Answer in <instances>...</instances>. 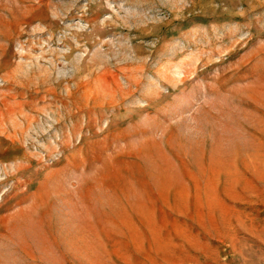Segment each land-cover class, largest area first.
Here are the masks:
<instances>
[{
  "label": "rangeland",
  "instance_id": "374dc122",
  "mask_svg": "<svg viewBox=\"0 0 264 264\" xmlns=\"http://www.w3.org/2000/svg\"><path fill=\"white\" fill-rule=\"evenodd\" d=\"M0 264H264V0H0Z\"/></svg>",
  "mask_w": 264,
  "mask_h": 264
}]
</instances>
